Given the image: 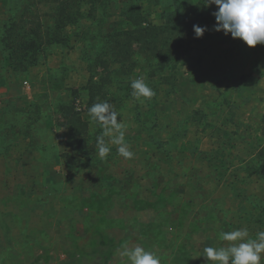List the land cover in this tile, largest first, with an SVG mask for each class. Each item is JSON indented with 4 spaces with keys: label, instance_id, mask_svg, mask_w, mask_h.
<instances>
[{
    "label": "rangeland",
    "instance_id": "374dc122",
    "mask_svg": "<svg viewBox=\"0 0 264 264\" xmlns=\"http://www.w3.org/2000/svg\"><path fill=\"white\" fill-rule=\"evenodd\" d=\"M130 1L107 0L93 19L67 27V46L44 45L34 65L14 71L4 38L50 25L52 8L0 0V264H130L118 254L125 245L161 264H210L203 249L230 243L221 232L264 231V45L249 47L214 21L175 69L149 77L142 55L132 58L139 69L106 52ZM140 1L143 17L161 23L168 8ZM136 78L155 96L136 100ZM91 81L99 103L119 114L132 159L110 142L99 158L102 127L86 109ZM74 91L91 137L85 155L60 143L58 108Z\"/></svg>",
    "mask_w": 264,
    "mask_h": 264
},
{
    "label": "trees",
    "instance_id": "16d2710c",
    "mask_svg": "<svg viewBox=\"0 0 264 264\" xmlns=\"http://www.w3.org/2000/svg\"><path fill=\"white\" fill-rule=\"evenodd\" d=\"M38 4H49L52 8V23L42 27L37 22L29 32H19L13 36H7L8 59L14 71H26L34 65L44 45L59 44L67 46L69 35L67 27L77 25L83 19H93L95 13L107 6V0H35ZM206 0H146L150 6H162L168 9L159 14L161 23L154 24L143 17V9L140 0H131L126 8L120 12V28L114 30V35L106 41V52L109 55L122 57V66L131 61L137 68L134 59L142 55L150 61L146 74L155 76L164 71L175 69L180 59L187 53L195 38L193 25L205 26L214 22L211 13L216 10L215 5L206 6ZM22 28H20L21 30ZM106 54V53H105ZM131 58V59H130ZM131 64L133 67L134 65ZM95 87L100 85L97 81H91L88 87V100L86 109L99 103ZM92 91V92H91ZM76 92L72 97L60 104V125L66 131V137L60 139L65 148L87 154L91 151V137L87 120L82 110L76 103ZM260 123L264 126V116ZM65 160L73 165L78 161V156L65 153ZM262 164H258L260 175L264 178V150L259 155Z\"/></svg>",
    "mask_w": 264,
    "mask_h": 264
},
{
    "label": "clouds",
    "instance_id": "9594fccd",
    "mask_svg": "<svg viewBox=\"0 0 264 264\" xmlns=\"http://www.w3.org/2000/svg\"><path fill=\"white\" fill-rule=\"evenodd\" d=\"M206 6L215 5L211 13L215 18L214 30L225 35L239 38L249 47L264 45V0H206ZM207 26L193 25L195 38L203 36ZM132 96L143 103L155 96V91L148 86L144 78L131 81ZM91 118L100 124L102 133L97 137L98 156L104 160L111 149L109 142L117 146L118 154L124 159H132L134 152L125 141L124 125L107 102L93 104L89 109ZM108 138L106 141L105 138ZM220 239L230 242L227 247H205L206 262L210 264H261L264 256V231H258L256 238H250L247 228L221 232ZM120 257H126L130 264H161L160 257L152 251L137 245H127L118 249Z\"/></svg>",
    "mask_w": 264,
    "mask_h": 264
}]
</instances>
